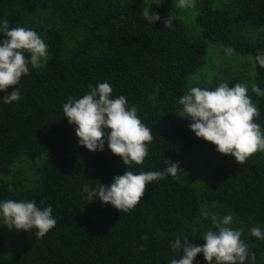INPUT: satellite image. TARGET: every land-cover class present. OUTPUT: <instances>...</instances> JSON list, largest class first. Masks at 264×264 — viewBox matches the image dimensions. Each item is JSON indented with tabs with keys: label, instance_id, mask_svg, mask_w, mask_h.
I'll list each match as a JSON object with an SVG mask.
<instances>
[{
	"label": "trees",
	"instance_id": "16d2710c",
	"mask_svg": "<svg viewBox=\"0 0 264 264\" xmlns=\"http://www.w3.org/2000/svg\"><path fill=\"white\" fill-rule=\"evenodd\" d=\"M56 1L0 0V22L25 27L27 15ZM216 2L194 1L199 39L171 13L167 0H121L111 7H103L101 0H80L65 18L81 27L80 39L68 45L63 28L47 31L45 67L29 65L19 85L0 92V175L9 174L20 157L33 162L44 158L45 164L31 191L15 192L1 183L0 202L51 206L57 225L42 239L36 229L15 231L16 251L10 253L0 222V264H170L182 255V250L171 248L177 238L203 246V234L215 230L211 214L233 215L231 227L243 229L242 240L256 253L255 264H264V240L250 233L252 227L264 231V152L238 164L198 138L189 128L191 122L179 117V100L190 89L188 79L205 66L207 43H212L228 69L244 74L240 78L259 109L254 122L264 131V97L251 90L255 83L264 91V68L255 60L264 53V40L243 37L264 30V0H229L222 6ZM145 7L161 20H145ZM170 13L173 25L166 29ZM4 38L0 31V40ZM103 82L112 87L113 99L123 95L152 129L154 139L141 165L126 166L110 151L106 138L102 152L80 146L76 126L64 116V103ZM14 89L21 99L5 104L2 98ZM166 159L179 163L178 176L151 182L129 212L99 200L90 202L83 193L84 185L109 186L125 170L163 171ZM203 211L210 213L208 218L202 217ZM193 264L208 262L200 254ZM245 264H251L250 257Z\"/></svg>",
	"mask_w": 264,
	"mask_h": 264
},
{
	"label": "clouds",
	"instance_id": "9594fccd",
	"mask_svg": "<svg viewBox=\"0 0 264 264\" xmlns=\"http://www.w3.org/2000/svg\"><path fill=\"white\" fill-rule=\"evenodd\" d=\"M159 0L158 4H162ZM176 7L194 8V0H178ZM142 17L151 24L161 20L158 14L143 8ZM174 17L170 13L164 20V27L171 29ZM0 31L4 39L0 40V92L19 85L21 78L29 74V65L34 69L45 67L48 60V48L39 34L29 28H10L7 20L0 22ZM264 68V53L255 57ZM90 91L81 98H70L63 104V113L70 125H75L79 144L91 152L104 151L105 138L110 151L123 159L126 166L143 164L148 155V144L154 139L152 129L144 125L135 107L127 106V99L121 95L112 98L113 89L108 82L96 87L89 85ZM251 90L257 96L264 97V91L255 83ZM21 99L18 89H14L2 98L5 104ZM182 112L179 117L192 121L189 128L198 138L216 146V151L231 155L238 164L244 163L257 152H264V131L255 119L259 116L258 107L248 95V86L237 83L230 87L221 82L214 90L191 87L179 100ZM167 167L163 171H140L138 174L125 170L123 175L115 176L109 186L97 183L95 187L83 186V193L90 202L96 200L111 204L120 212L133 210L145 195L147 186L166 176L176 178L182 170L179 163L166 159ZM41 203H44L43 201ZM51 206L39 208L34 201L0 202V218L9 230L23 232L36 229V237L42 239L55 228L57 220L52 215ZM202 217L210 213L203 211ZM212 227L203 234V246L190 243L185 237L177 238L171 245L173 252L182 250L179 258L170 264H193L196 257L203 254L208 264H245L251 258L255 264L256 253L250 252L242 240L243 229H233V215L223 217L211 214ZM253 237L264 240V231L252 227ZM147 240V236L143 237Z\"/></svg>",
	"mask_w": 264,
	"mask_h": 264
},
{
	"label": "rangeland",
	"instance_id": "374dc122",
	"mask_svg": "<svg viewBox=\"0 0 264 264\" xmlns=\"http://www.w3.org/2000/svg\"><path fill=\"white\" fill-rule=\"evenodd\" d=\"M80 0H58L51 3L49 8L41 9L40 11L27 15L25 17V28L36 31L45 42L47 31L56 27L64 29L67 44L72 45L82 37L83 31L79 25H72L65 20L71 8L76 6ZM121 0H101L103 7H111L113 4ZM158 0H147L151 4ZM195 1V0H194ZM229 0H217V5L222 6ZM171 13L183 20L188 27L192 36L199 39L200 30L196 24V12L194 8H178L176 4L178 0H167ZM243 37L248 41L264 40V30H254L246 32ZM206 63L205 66L199 69L188 79L189 87L197 86L215 89L219 83H228L230 87H234L237 83H242L240 77H244L243 73L237 69H228L223 63L222 52L212 43H207ZM246 77V76H245ZM192 123L186 116L181 118ZM45 159L41 158L33 162L26 157H20L12 167V170L7 175H0V184H8L15 192H28L35 189L38 185L40 175L38 169L43 167ZM1 222V235L6 243L10 253L16 251L15 230H9L3 219ZM264 263V260H263Z\"/></svg>",
	"mask_w": 264,
	"mask_h": 264
}]
</instances>
